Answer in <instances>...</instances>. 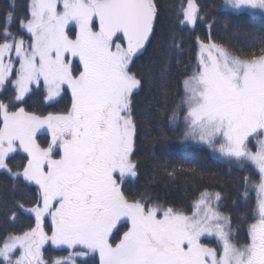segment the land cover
I'll list each match as a JSON object with an SVG mask.
<instances>
[{"label": "snow or ice", "instance_id": "snow-or-ice-1", "mask_svg": "<svg viewBox=\"0 0 264 264\" xmlns=\"http://www.w3.org/2000/svg\"><path fill=\"white\" fill-rule=\"evenodd\" d=\"M222 7L264 16V0ZM203 11L185 0L179 24L208 20ZM14 14L10 5L0 22V92L12 93L0 99V171L14 196L17 185L34 186L30 207L21 193L8 209L13 221L26 210L34 226L0 240V264H88L79 258L93 255L98 264H264V32L251 29L259 42L248 53L197 37L195 63L178 70L182 91L171 109L170 57L145 66L160 81V106L180 145L205 147L249 173L242 195L256 199L241 241L219 209L221 192H200L187 214L123 187L138 175L133 96L144 79L132 66L155 35L157 0H29L16 32ZM182 49L173 32L168 51ZM36 91L70 104L47 115L28 111ZM20 154L24 162L13 163ZM46 245L68 254L46 256Z\"/></svg>", "mask_w": 264, "mask_h": 264}, {"label": "trees", "instance_id": "trees-1", "mask_svg": "<svg viewBox=\"0 0 264 264\" xmlns=\"http://www.w3.org/2000/svg\"><path fill=\"white\" fill-rule=\"evenodd\" d=\"M185 0H157L159 16L155 24V35L147 46V51L132 66V71L143 76V88L133 96V115L139 126V136L136 140L133 159L138 163V175L128 178L123 185L129 197H139L146 194L153 200L165 206H173L186 213L193 211L195 199L205 190L218 191L222 194L219 209L232 218L233 228L238 238L243 241L247 224L250 221L249 211L255 206V192L244 198L242 193L243 177L249 173L226 158L215 156L209 149L195 144L181 146L179 130H172L167 122V115L160 98V81L158 77L146 71L150 62L157 64L162 57L168 55L171 59L172 74L169 79L167 108L171 109L180 100L182 91L179 81L182 79L177 72L185 65L194 64L198 52L197 37L207 42L209 35L217 43L227 45L231 50L248 53L254 45H258L259 36L264 32V16L260 14L238 15L231 9L222 7L224 0H196L204 9L201 15L207 13L208 20L198 22L195 27L180 25L177 14ZM29 0H0V22L10 5L15 6V18L11 24L13 32L19 29V18L27 12ZM182 19V14L180 16ZM214 22V26H211ZM175 32L178 42L183 43L179 53L168 51L170 37ZM258 51V47L255 49ZM12 93L0 92V99ZM70 99L48 102L40 91L26 98L23 105L26 110L47 115L62 111ZM48 139L46 133L41 134V143ZM23 154L17 155L13 163H23ZM192 167L196 174L182 172L180 169ZM177 170L173 178L166 171ZM13 182L4 172L0 171V240L8 233H19L34 226V216L26 210H17V218L13 221L8 211L14 199L24 195V203L31 206V197L35 193L34 186L17 185L16 195H13ZM126 230V229H122ZM46 256L56 257L66 254L52 246L46 247ZM88 264H98V256L84 258Z\"/></svg>", "mask_w": 264, "mask_h": 264}, {"label": "rangeland", "instance_id": "rangeland-1", "mask_svg": "<svg viewBox=\"0 0 264 264\" xmlns=\"http://www.w3.org/2000/svg\"><path fill=\"white\" fill-rule=\"evenodd\" d=\"M230 9V8H229ZM48 102H50V101H48ZM215 156H219V157H221V158H225V157H222V156H220L219 154H214ZM227 159V158H226ZM207 191H209V192H218V191H211V190H207ZM187 214H191V213H187ZM46 230H47V228H46ZM47 246H51V245H46L45 246V248L47 247ZM53 248H54V246H52ZM68 253L66 252V254H64V255H60V256H65V255H67ZM79 259H84V258H79Z\"/></svg>", "mask_w": 264, "mask_h": 264}, {"label": "water", "instance_id": "water-1", "mask_svg": "<svg viewBox=\"0 0 264 264\" xmlns=\"http://www.w3.org/2000/svg\"><path fill=\"white\" fill-rule=\"evenodd\" d=\"M151 38H152V37H151ZM148 44H149V43H148ZM148 44H147V46H148ZM147 46H146V47H147Z\"/></svg>", "mask_w": 264, "mask_h": 264}]
</instances>
